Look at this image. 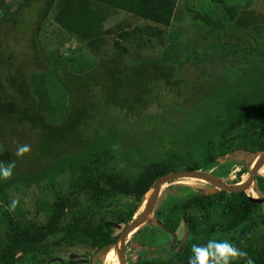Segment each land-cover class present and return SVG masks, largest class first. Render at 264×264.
<instances>
[{
	"label": "trees",
	"instance_id": "1",
	"mask_svg": "<svg viewBox=\"0 0 264 264\" xmlns=\"http://www.w3.org/2000/svg\"><path fill=\"white\" fill-rule=\"evenodd\" d=\"M33 1L21 0L18 11ZM178 1L46 0L40 12L41 21L33 30L35 37L31 47L33 52H40L36 37L42 29V22L56 8L59 10L55 21L63 30L79 40H86L84 42L90 46L91 41L93 46L96 45L94 41L100 40L101 36L109 37L115 33L114 28L108 31L103 29L107 17L100 8L105 6L150 24L145 29L147 41L159 40L164 49L167 48L165 31L172 25ZM251 2L253 0L219 1V8L213 14H195L194 18L207 27V36L238 31L240 36L253 37L255 42L251 40L252 49L257 45L261 48L260 56L257 57L252 53L241 57L236 46L223 43L216 47L212 58H198L193 54L182 56L177 52L167 58L168 53L164 52L160 58L137 60L133 51L136 49L131 47L134 39L132 34L127 31L118 32L112 40L114 55L106 60L115 63L107 73L122 85L129 81L127 76L133 71L135 84L141 86L142 91L136 95L133 93L132 98L119 103H114L118 101L110 98L111 94L107 92L102 96V100L108 101L104 107L95 100L87 106L85 100L89 95L83 96L81 87L85 86V79L92 77L88 74L99 71V67L106 61L102 60L94 67H81L76 73L71 72L73 59H60L61 63L58 59L52 65L50 58L37 54L27 61V65L32 62L34 68L43 69L42 73H51L50 80L65 91L64 95L59 92L61 99L53 106L47 100V88L39 93L38 78L28 76L26 65L15 71L14 57L0 56V65H6L12 71L11 75H4L0 70V162L15 161L12 180L0 181V204L8 205L7 192L14 185L22 184L23 188H28L43 178H49L48 188L54 191L52 194L58 199L51 205L47 202L45 223L23 215L2 213L0 264H24V259L30 255L43 254V250L53 247L60 252L66 248H86L92 252L94 259L106 247L115 248L121 234L116 236L114 231L122 227L125 231L132 224L144 205L146 195L162 178L180 172H207V168L217 164L220 157L235 151L264 152V133L260 130L264 126V16L255 15V11H251L252 16L245 18ZM4 10L5 7L0 5V12ZM18 11L11 16L5 14L0 19V40L19 26L16 20ZM101 41L103 45L107 43L105 37ZM3 50L0 44L1 54ZM160 66L161 72H171L168 77L177 70L189 75L194 72L184 83L187 93L178 94L180 99L184 98L185 103L181 106L178 103L183 101L176 100L172 105L184 107L197 100L203 103L196 107V112L209 111L205 121L200 118L197 125V128L215 127L214 130L208 128L213 132L209 136L214 139L208 143L206 163L181 169L159 162L145 167L136 178L123 176L112 166L116 158L101 154L98 148L105 140L113 142L118 130H139L143 123L148 122L146 118L135 119L136 122L130 128L126 119L134 114L143 116L153 102L158 101L153 85L156 77L152 73L155 74ZM77 81H83L80 88ZM69 93L72 99L64 100L65 96L70 97ZM46 101V105H43ZM182 110V114L192 113V109ZM160 115L161 109L157 117H154L153 125L158 124ZM22 144L31 146L30 153H27L31 158L28 160L35 164L25 173L19 171L21 158L15 155L16 148ZM123 154L127 161L134 160L127 149ZM63 164L74 172L68 193L64 196L61 182L65 175L56 172ZM36 168H41L39 174L33 173ZM253 187L257 194H264V176L258 174ZM212 191L213 188L187 196L166 212L155 209L147 225H160L163 232L177 241L178 231L184 224L185 238L170 247L166 257H156L139 264H188L192 245H205L211 239L233 242L247 253H254L252 264H264V205L252 201L264 197L256 196L255 193L250 196L249 191ZM125 199H131L132 202L129 205L123 204L122 200ZM60 233L63 235L60 243L47 244L51 237ZM137 234L139 231L134 237Z\"/></svg>",
	"mask_w": 264,
	"mask_h": 264
},
{
	"label": "rangeland",
	"instance_id": "2",
	"mask_svg": "<svg viewBox=\"0 0 264 264\" xmlns=\"http://www.w3.org/2000/svg\"><path fill=\"white\" fill-rule=\"evenodd\" d=\"M20 1L21 0H0V5L6 9V11L0 12V19L3 18L5 14L9 16L13 13L16 14ZM219 1L227 2L228 0H179L172 25L165 31L164 39L167 43V48L164 49L160 46L161 42L159 40L147 41V31H145V29L148 28L150 24L128 14L108 9V7L105 6L100 8L102 13L107 17L103 29L104 31H108L114 28L113 30L115 33L109 37L105 35L101 36V38H106V44L103 45L100 38V40L94 41V43H96L94 46L91 41L90 46L88 42H84L86 40L83 39L82 41V38L80 40L77 39V37L70 35L56 23L55 16L59 10V8H56L46 20L42 22V29L39 32V36L36 37L40 52L36 53L33 52L34 50L31 47V41H34L35 37L33 35L35 34L33 30L34 27L35 29L37 28L38 22L41 21L40 12L45 6L46 0H34L32 3H28V6L22 11L21 9L18 11L19 14L16 20L19 21V26L12 30L11 33L7 34L5 38L0 40V42H2L0 44L4 47L3 54L0 53V56L14 57L16 60L13 65L15 71L19 69V67L26 65L28 67V76H32V79L35 77L38 78L39 93L47 88L49 93V98L47 100L53 106H56L58 99H61L59 92L64 95L65 91L55 86L50 80L51 73H42L44 72L43 69L34 68V63L32 64V62H29L27 65V61L35 58L37 54L41 57L50 58L52 65L53 62L58 59L59 63H61L60 59H73L74 63L71 72L76 73L81 70V67H94L101 63L102 60L106 61L112 58L114 55L112 40L116 37L117 33L121 31H127L134 37L131 47L136 49L133 51L135 52L134 58L137 60L160 58L164 52L168 53L167 58L173 57L175 52L182 56L193 54L198 58H212V55L216 52V47L223 43L236 46L241 57L246 56L248 53H252V55L256 57L260 56L261 48L258 45L257 47L254 46L252 49L253 37L240 36L238 31H229L219 36H207L205 34L207 27L195 20L194 15H204L205 13L213 14L214 11L219 8L217 6ZM235 3H237V1H235ZM248 11L249 13L245 15V18L252 16L250 15L251 11H255V15L264 16V0H253ZM0 33L2 34V32ZM33 44L36 45L34 42ZM114 63L113 60L106 61L99 67V71L89 73L88 76L92 77L90 79H85V86L83 88L81 87L83 81H77V86H79V88L81 87L82 95L85 97L89 95L85 100L87 106L95 100L99 102V105L104 107L108 104V101L106 102V99L102 100V96H105L107 92L111 94L110 98H113V100L115 99L114 101H118L114 103H119L126 98H132L131 96L133 93L136 95L138 91H142L141 86H136L138 84H135L136 78L132 76L133 71L127 76L129 81H126L122 85L118 84L113 76L107 73V70L112 68ZM0 70L4 75L12 74V71L6 67V65H0ZM195 70H197V68L191 70V72ZM169 72L170 71H165V73L161 72L160 66L158 71H155V74L152 73L156 77L153 85L154 91L158 96V101L153 102L148 111L143 113V116L134 114L126 119L127 125L130 123V125H128L130 128H132V123L136 122L135 119L140 120V118H146L148 122L143 123L144 125H142L139 130L131 129L128 130V132L124 131L125 129L118 130L119 133H116V139L113 142L105 140L98 148L101 154L116 158V160L112 161V166L123 176L136 178L145 167L159 162H164L166 165L181 169L186 166H203L206 163L208 143L211 139H214V137L211 138L209 136L213 132L208 130V128L214 130L213 128L215 127L206 126L204 128H197V125L200 118L205 121V117H207L209 111L203 110L201 112H196V107L203 103H198L197 100L193 101V104L188 103V105L181 107L185 103L184 98L180 99V97H178V94L185 95L187 93V88L183 86L194 72L189 75L187 73L181 74V72L177 70V72H172L173 75L171 77H168L167 75L171 74V72ZM75 83L73 84L75 85ZM87 92H89V94ZM96 95L99 96L97 97ZM69 96V98L65 96L64 100L72 99L73 96L71 93H69ZM176 100L183 101L182 103H178L181 104V106L172 105V102ZM201 101H203L202 98ZM46 103L47 101L43 105H46ZM62 104L66 106L65 102H62ZM217 105L226 110L221 104ZM160 109L161 115L159 122L157 125H153L152 121L154 117H157ZM182 109L189 111L192 109V113L182 114V112H184ZM5 143L8 145V142ZM126 149L134 158V160L131 161L132 163L127 161L124 157L123 151ZM171 151L176 152L171 153ZM243 152L244 151L239 150L229 153V155L224 158L222 157L217 164L207 168V173L221 179L225 184L236 185L235 183H238L237 186H239L246 176L251 173L257 159L261 156V152ZM29 157L31 158L29 154H25L21 158V165H19L20 172L25 173L35 165L33 162H29ZM59 168L60 169H56V172L64 173L65 175L62 177L63 182L60 181L63 184L62 196H64L68 193V186L72 179V175L74 176V172H72L70 168L68 169L67 165L65 166L64 164ZM40 172L41 168H36L33 173L39 174ZM259 174L264 176V165L259 171ZM12 178L13 176L8 180H12ZM49 183V178H43L40 182L28 188L25 186V188H23L22 184H18L19 186L14 185V187L7 192V204H9L13 198L18 197L20 200L19 206L12 212L13 215H23L29 219H35L41 223H45L47 202L51 205L58 200L57 196L52 194L53 190L48 188ZM205 190H212V187H210L208 183L200 180L184 179L170 182L166 184L161 191L155 209L166 212L173 204L184 200L187 196ZM253 193H255L256 196L264 197L262 193L257 194L254 187L251 188L248 194L253 196ZM261 199L263 200L264 198ZM131 202V199L122 200V203L126 205H129ZM145 205L146 204L143 205L137 217L144 211ZM0 206L1 219L2 213L8 212V205H3L1 203ZM183 225L184 224L181 225L178 231L179 239H177V241L180 242L185 238V228ZM160 227V225L156 224L145 225L139 230V234L134 237L136 232L127 239L125 246L127 263L139 264L141 261L169 255L170 247L175 245L177 241L173 240L172 236L169 234L163 232ZM123 232L124 229L122 227L121 229L115 230L114 235L120 236ZM62 236V233H60L51 237L47 244L52 245V243L55 242L60 243ZM0 237H2L1 225ZM116 247L117 246L111 249L109 253L96 257L95 260H93L92 252H87L86 248H66V250L61 252L59 250L57 252L54 251L56 254H53L51 249H48L46 253L41 255H30V257L25 258V263L33 264L38 261L41 256H44L45 260L47 261L49 259L48 261L52 264H56L54 261L58 257H61L63 261H58L57 264H60L59 262L65 264L67 258L71 255L77 260L75 264H116ZM55 249L57 248H54V250ZM51 253L52 257L50 255ZM247 254L246 258L240 260V264H248V260L252 262L254 253L251 254L249 252Z\"/></svg>",
	"mask_w": 264,
	"mask_h": 264
},
{
	"label": "water",
	"instance_id": "3",
	"mask_svg": "<svg viewBox=\"0 0 264 264\" xmlns=\"http://www.w3.org/2000/svg\"><path fill=\"white\" fill-rule=\"evenodd\" d=\"M260 155L261 156L257 159L255 165L253 166L251 170V173L249 174L251 177L250 183L246 185L245 187H238L237 185L230 186L228 184H225L221 179L214 177L213 175L207 172H196V171L195 172H180L176 174H171L169 176L162 178L160 181H158L151 188V190H155V195L152 197L151 200H147V195H146L145 201H144V204H146L144 211L141 213V215H139V217L135 218L132 224L122 233V235L120 236L116 244L117 246L116 251L118 253L120 263L126 264L125 246H126L127 239L131 236V234H135L136 232H138L141 228L147 225V223L151 220L163 186L173 181L190 179V180H200V181H204L208 183L209 186L213 188L212 193H216L219 191H223L227 193L248 192L250 191L255 178L258 176L259 171L264 165V152L261 153ZM252 201L253 203H257V204H264V199L263 200L253 199ZM110 250H111L110 247H106L105 249H103L100 255L109 253Z\"/></svg>",
	"mask_w": 264,
	"mask_h": 264
},
{
	"label": "clouds",
	"instance_id": "4",
	"mask_svg": "<svg viewBox=\"0 0 264 264\" xmlns=\"http://www.w3.org/2000/svg\"><path fill=\"white\" fill-rule=\"evenodd\" d=\"M30 151L31 146L29 144H22L16 148L15 155L17 158H22L25 154L30 153ZM14 169L15 161L8 163L0 162V181L10 179L14 175ZM19 204L20 200L18 197L11 199L7 206V211L10 213L14 212ZM191 252L192 255L189 257L188 264H234V262H238L248 255L246 251L235 243L228 240L216 239L209 240L205 245L193 244ZM248 264H252L251 260H248Z\"/></svg>",
	"mask_w": 264,
	"mask_h": 264
},
{
	"label": "flooded vegetation",
	"instance_id": "5",
	"mask_svg": "<svg viewBox=\"0 0 264 264\" xmlns=\"http://www.w3.org/2000/svg\"><path fill=\"white\" fill-rule=\"evenodd\" d=\"M260 130L262 131V133H264V126L262 127V128H260ZM236 152V151H235ZM248 152V151H247ZM256 179V178H255ZM232 186V185H231ZM59 250V249H58ZM58 250H54L53 248H51V251H52V253L53 254H56L54 251H58ZM43 252L44 253H46L45 252V250H43ZM88 252V251H87ZM52 253L50 254L51 255V257H52ZM38 255V254H37ZM39 255H41V254H39ZM21 257V256H20ZM49 260V259H48ZM46 261L45 260V258H44V256H41V258L40 259H38V261H36L35 263H33V264H52V263H50V261ZM93 260H95V258L93 259ZM58 261H63L62 260V258L61 257H58L55 261H54V263L56 262V264L58 263ZM77 260L76 259H74L73 258V256H71L70 255V257H68L67 258V260H66V262H65V264H75V262H76ZM48 262V263H47ZM60 264H64L63 262H59ZM24 264H26L25 263V259H24Z\"/></svg>",
	"mask_w": 264,
	"mask_h": 264
},
{
	"label": "bare ground",
	"instance_id": "6",
	"mask_svg": "<svg viewBox=\"0 0 264 264\" xmlns=\"http://www.w3.org/2000/svg\"><path fill=\"white\" fill-rule=\"evenodd\" d=\"M250 180H251L250 175L246 176V178L244 179V181L238 187H245L246 185H248L250 183ZM154 195H155V190L149 191L148 194H147V200H151ZM116 256H117L116 257V264H121L120 263V260H119L118 253H117Z\"/></svg>",
	"mask_w": 264,
	"mask_h": 264
}]
</instances>
